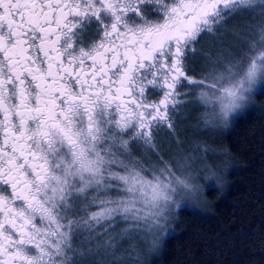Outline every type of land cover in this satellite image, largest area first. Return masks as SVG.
I'll list each match as a JSON object with an SVG mask.
<instances>
[{"label": "snow or ice", "instance_id": "snow-or-ice-1", "mask_svg": "<svg viewBox=\"0 0 264 264\" xmlns=\"http://www.w3.org/2000/svg\"><path fill=\"white\" fill-rule=\"evenodd\" d=\"M257 8L264 0H0V264H83L92 249L74 238L117 220L165 231L190 165L181 175L165 162L149 179L133 146L156 152L188 105L215 127L264 88V24L222 71L188 69L202 35Z\"/></svg>", "mask_w": 264, "mask_h": 264}, {"label": "trees", "instance_id": "trees-1", "mask_svg": "<svg viewBox=\"0 0 264 264\" xmlns=\"http://www.w3.org/2000/svg\"><path fill=\"white\" fill-rule=\"evenodd\" d=\"M253 103L216 135L215 167L230 165L224 191L204 183L207 202L179 206L155 252L126 221L108 225L97 250L107 256L90 264H264V90Z\"/></svg>", "mask_w": 264, "mask_h": 264}, {"label": "rangeland", "instance_id": "rangeland-1", "mask_svg": "<svg viewBox=\"0 0 264 264\" xmlns=\"http://www.w3.org/2000/svg\"><path fill=\"white\" fill-rule=\"evenodd\" d=\"M261 24H264V12H261L259 8H257L256 11L242 12L230 17L227 22L213 34L202 35L195 44L196 54L189 56V74L199 79L202 74L214 70L222 71V67H218L217 65H223L229 60L244 57L246 53L250 52V44L254 40H258V28ZM258 50L259 49H257V51ZM261 90H264V88L258 86L255 95L252 97L251 106L255 104L253 103L255 96ZM194 91L199 92L200 90L195 89ZM153 99H158V97H153ZM192 99H195V97H192ZM204 112L205 108L202 105H188L182 108L179 115L175 118V132L173 133L165 127L161 128L156 134V152L151 150L146 152L143 147L137 145L133 146L134 157L140 160L141 166L144 169H147L145 172L146 178H151V170L153 168L159 171L166 162L181 175L189 174L188 165H190L191 176H194L197 182L202 185L206 183L204 176L207 169L209 167H215L214 159L216 150L213 147L217 140L216 135L223 131V129L219 128L217 125L215 127L205 126L200 119ZM239 115L241 114L238 113L233 118ZM180 165H185V167L181 169ZM110 194L113 198H118L120 193L114 191ZM175 199L179 202V206L183 205L186 201V199H181L178 195ZM179 206L177 207V204L172 205L169 213L170 224L165 231L145 233L137 225L127 221L125 224L132 225L130 228L139 235H149V241L161 238L170 232L171 221L176 215ZM117 221L124 223L123 220ZM108 225L110 224L97 226L91 235H89L88 232H82L79 236L74 238L73 245L76 251L87 253L89 248L92 249V255L84 260L83 264H90L96 259H94V257L99 258V256H107V252L105 253V251H103L101 253L97 250L104 249L103 246H105L104 244L107 242L103 239H99L110 237L109 232L106 231ZM121 245L122 243L117 246Z\"/></svg>", "mask_w": 264, "mask_h": 264}, {"label": "clouds", "instance_id": "clouds-1", "mask_svg": "<svg viewBox=\"0 0 264 264\" xmlns=\"http://www.w3.org/2000/svg\"><path fill=\"white\" fill-rule=\"evenodd\" d=\"M257 84H253L249 87L248 92L241 100L239 107L234 110L232 113L228 114L227 116L222 117L218 122L217 126L224 131H228L231 128L233 117L236 114H243L247 108L251 106L252 103V97L255 95V90ZM230 171V165L228 163H225L223 168H215V167H209L205 173L204 180L206 184H213L214 187H216L219 191H224L226 189L227 185V174ZM188 183L191 185V187L187 190L181 189L178 192V196L181 197V199H186L191 201L192 203H195L197 205L206 203V187L205 185H202L197 182L196 178L194 176H186ZM176 204L179 206V202L176 201ZM150 250L153 252L162 249L163 243L159 238L152 239L149 241Z\"/></svg>", "mask_w": 264, "mask_h": 264}]
</instances>
